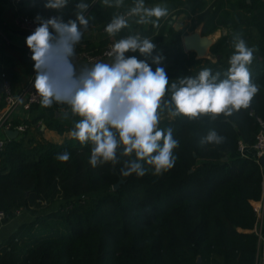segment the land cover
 <instances>
[{"label": "trees", "instance_id": "16d2710c", "mask_svg": "<svg viewBox=\"0 0 264 264\" xmlns=\"http://www.w3.org/2000/svg\"><path fill=\"white\" fill-rule=\"evenodd\" d=\"M157 1L169 2L168 13L186 10L185 0H145V5ZM45 3L36 0L21 12L37 14ZM133 3L124 0L119 9L105 6L93 16L86 14L88 28H105L113 14L126 12ZM201 3L192 0L190 9ZM166 23L162 17L157 25L130 24L113 39L108 36L87 47L100 50L110 40L136 32L161 42L167 35ZM224 25L233 31L211 45L217 60L182 49L167 59L184 76H196L204 68L223 73L234 52L232 34L238 33L256 49L249 68L259 92L248 109L215 120L210 115L171 117L167 110L160 111L158 126L171 128L179 141L173 150L174 167L162 174H153L152 167L142 162L147 169L144 176L122 177L120 169L130 158L122 149L117 150V163L93 167L91 143L82 145L72 137L63 142L41 136L7 139L0 148V210L6 213L5 221L18 210H30L35 217L0 242V264H255L258 236L250 229L257 220L254 201L263 195L264 164L238 150L241 143H255L264 122V0L219 1L202 33ZM169 32L179 42L184 29L171 27ZM162 62L152 63L151 68ZM3 72L2 78L12 84L19 79L12 69ZM176 80L170 79L169 84ZM164 99H170V94ZM36 117L22 121L33 125ZM47 120L59 131L67 127L66 120ZM210 130L224 136L225 142L202 145ZM64 151L70 159L61 162L56 156Z\"/></svg>", "mask_w": 264, "mask_h": 264}, {"label": "clouds", "instance_id": "9594fccd", "mask_svg": "<svg viewBox=\"0 0 264 264\" xmlns=\"http://www.w3.org/2000/svg\"><path fill=\"white\" fill-rule=\"evenodd\" d=\"M68 3L69 0H46L44 7L59 11ZM102 5L117 9L125 6L124 0H102ZM88 7L89 3L83 0L78 3L76 20L67 23L60 16L45 19L37 15L38 26L26 37V44L32 52L36 72L34 88L40 104L45 108L53 103L64 104L72 115L80 117L74 122L70 135L82 145L91 143L89 162L93 167L117 163V150L122 149V154L130 157L120 169L122 177L144 176L147 169L142 162L152 167L153 174H162L174 167L177 157L173 150L179 146V141L174 138L171 128L164 130L158 126L160 111L167 110L171 117L196 119L210 115L215 120L221 115L228 117L248 109L259 92V86L251 80L249 68L256 49L249 47L238 33L232 34L234 52L223 73L204 68L196 76L178 78L169 84L163 67L158 66L153 71L145 60L125 56L129 51L152 56L155 49L152 39L136 32L111 45L107 53L110 62L98 61L85 66L77 76L70 57L83 35L81 27L88 28L89 20L85 16ZM167 15L166 6L147 7L145 0H134L126 12L113 14L105 31L109 36H115L130 27L131 18H137V24L157 25L159 19ZM54 53L67 65L65 79L70 86L63 90L47 71ZM161 60L162 57H153V63L157 65ZM166 94H170V99H164ZM64 118H68L67 112ZM224 142L225 137L215 130H210L201 139L202 145ZM56 159L66 162L70 153L64 151L57 154Z\"/></svg>", "mask_w": 264, "mask_h": 264}, {"label": "crops", "instance_id": "0c3cea01", "mask_svg": "<svg viewBox=\"0 0 264 264\" xmlns=\"http://www.w3.org/2000/svg\"><path fill=\"white\" fill-rule=\"evenodd\" d=\"M36 0H0V29L9 37L7 41L0 35V80L3 77V71L7 68L12 69L19 79L13 82V86L15 89H20L28 80L30 75L34 69V61L27 54L28 50H30L26 44V37L29 36L32 32L19 28L17 23V18L21 12V8L23 6H27ZM221 0H202L201 6H198L194 11L190 9L192 6V0H185V11H181L180 13L169 12L166 16V32L167 35L161 42H152L155 45V49L152 53V56H143L139 53V51L133 53L131 51L126 52L125 56H136L138 60H145L150 66L153 63V57L159 56L162 57V65L167 73L168 79H178L185 77L184 75L176 72L173 69V63L167 59V56L171 53H174L178 50L188 51L186 49L183 39L186 34H199L203 39H205L204 52L202 54L195 52L198 58L206 56L210 57L212 60H217L218 56L212 54L210 47L216 42L221 36L226 35L233 31V29L229 26H219L213 29V31L203 34L202 29L205 23V20L216 6V4ZM251 1V0H248ZM82 2V0H69L68 5L62 10L55 9H47L44 7L42 11L37 13L41 17L45 18L46 15L55 11L58 13L60 17H62L63 22L67 23L69 20H76V5ZM85 3H89L87 0H83ZM158 4L161 6H168V1H157L155 3H150L147 5ZM105 6L102 5V0H94L89 3V7L85 12V15L93 16L98 10L103 9ZM168 17V18H167ZM155 17L152 19L154 20ZM137 18H131L130 24H137ZM150 24V23H149ZM149 24H137L143 26H149ZM78 27L79 22L77 21ZM173 27L175 29H184V33L181 36V40L179 42H174L172 40L171 34L169 32L170 28ZM83 35L78 44L74 46H87L90 42L95 40H100L108 37L109 35L106 33L105 28L97 29V28H87L84 30L81 27ZM50 31H53L50 28ZM115 36H110V39H113ZM100 61H104L106 63L111 61V58L106 57ZM94 63L81 62L77 67L74 68L75 74L78 76L81 70L85 66H91ZM155 71V68L152 69ZM5 74V73H4ZM66 73L63 74H51L50 77L55 84L61 89L70 86V83L65 79ZM1 96V92H0ZM34 105V104H33ZM28 108L20 109L16 112L15 117L16 120H25L31 118H38L36 122H33L32 127L26 132H19L16 138L24 137L25 139H37L40 136L45 139L51 140L53 142H63L64 140L71 138L70 132L72 130L71 127L74 125L75 121H78L80 117L74 116L71 114L70 108H56L54 103L50 107H43L41 104H38L34 109L32 106ZM68 113V118H64V113ZM47 119H61L66 120V129L64 131H59L54 127H50L47 125ZM2 132L0 133V135ZM9 135V134H8ZM239 154L249 155L256 157V149L253 145L242 143L238 150ZM19 214V213H18ZM6 226V225H5ZM1 228V227H0ZM9 233L6 231L4 235L0 237V242L5 239Z\"/></svg>", "mask_w": 264, "mask_h": 264}, {"label": "built area", "instance_id": "2783aa9c", "mask_svg": "<svg viewBox=\"0 0 264 264\" xmlns=\"http://www.w3.org/2000/svg\"><path fill=\"white\" fill-rule=\"evenodd\" d=\"M38 14L20 13L17 18L19 28L33 32L38 26L36 17ZM59 16L57 12L53 11L45 16V19ZM140 33V32H139ZM141 34V33H140ZM0 35L9 40V37L0 29ZM117 40H110L102 49L97 50L87 46H80L74 49V55L70 57V62L73 68L77 67L81 62L95 63L106 57L111 50V45ZM27 54L32 58L31 50ZM49 75L67 73V65L62 63L59 57L54 53L47 69ZM35 69L20 88L15 89L9 78H2L4 90L0 96V148H2L10 136L7 134L8 129H16L18 132L28 131L32 125L25 121H16L15 114L23 108H28L33 104H40V97L34 88ZM242 144V143H241ZM256 149V158L261 160L264 156V122L258 132L257 139L253 144ZM264 188V180H263ZM254 207L257 212V220L251 231L258 236V250L255 264H264V190L260 200L254 201ZM21 212L18 210V213ZM6 213L0 210V227L5 222Z\"/></svg>", "mask_w": 264, "mask_h": 264}, {"label": "water", "instance_id": "95a60500", "mask_svg": "<svg viewBox=\"0 0 264 264\" xmlns=\"http://www.w3.org/2000/svg\"><path fill=\"white\" fill-rule=\"evenodd\" d=\"M158 4H154L152 6L146 5L147 7H153ZM184 45L186 49L188 50H195L196 52L202 54L204 52V46H205V39H203L199 34L193 33V34H186L183 39ZM4 90V84L3 81L0 80V92ZM18 130L16 129H8L7 134H9L10 137H16L18 134ZM261 162L264 164V156L261 158ZM121 181V180H120ZM119 181V182H120ZM119 182L114 184V187H117L119 185ZM202 258L201 256L198 257V261H200Z\"/></svg>", "mask_w": 264, "mask_h": 264}, {"label": "rangeland", "instance_id": "374dc122", "mask_svg": "<svg viewBox=\"0 0 264 264\" xmlns=\"http://www.w3.org/2000/svg\"><path fill=\"white\" fill-rule=\"evenodd\" d=\"M55 205H53V207ZM34 217H35V214L32 213L30 210H23L22 212H19V214H16L15 217L9 219L8 221L3 222V224H2V226L0 228V237L2 235H4V233H6V231L10 234L21 223L28 222L31 219H33Z\"/></svg>", "mask_w": 264, "mask_h": 264}]
</instances>
